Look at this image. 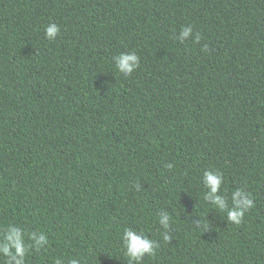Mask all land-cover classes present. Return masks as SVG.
Wrapping results in <instances>:
<instances>
[{
  "label": "trees",
  "instance_id": "trees-1",
  "mask_svg": "<svg viewBox=\"0 0 264 264\" xmlns=\"http://www.w3.org/2000/svg\"><path fill=\"white\" fill-rule=\"evenodd\" d=\"M189 24L198 44L174 38ZM125 50L141 57L130 77L112 68ZM209 167L251 193L239 225L199 199ZM207 211L204 232L189 217ZM10 222L49 237L27 264H127L125 226L160 241L144 264H264V0H0V227Z\"/></svg>",
  "mask_w": 264,
  "mask_h": 264
},
{
  "label": "clouds",
  "instance_id": "clouds-1",
  "mask_svg": "<svg viewBox=\"0 0 264 264\" xmlns=\"http://www.w3.org/2000/svg\"><path fill=\"white\" fill-rule=\"evenodd\" d=\"M44 38L48 41H54L60 34L61 27L55 21H50L44 26ZM174 38L180 43L191 39L193 43L198 44L201 35H193L192 25H183L179 34ZM207 45H204L202 51H207ZM112 68L114 72L123 77H130L141 66V57L135 50H125L112 57ZM164 167L169 171L176 168L174 162H166ZM187 175V172H185ZM201 189L199 199L204 205H210L212 211L226 213V221L239 225L246 214L254 206V200L250 192L242 187H236L229 190L225 186V176L220 168L209 167L203 171L200 179ZM231 201V206H229ZM207 211L195 216V219L189 217L191 223L204 232L210 230L209 213ZM157 222L160 226V237L168 243L172 240V216L169 211L162 210L158 213ZM119 248L123 260L127 264H144L145 257H155L160 248V241L151 238L143 228L125 226L119 236ZM49 237L44 231L27 230L18 223H7L0 227V264H27L28 258L33 253H39L49 245ZM93 249L89 250V255H94ZM53 264H88L85 258L80 254L67 256H57L53 258Z\"/></svg>",
  "mask_w": 264,
  "mask_h": 264
}]
</instances>
